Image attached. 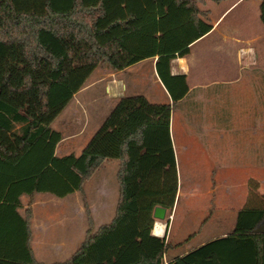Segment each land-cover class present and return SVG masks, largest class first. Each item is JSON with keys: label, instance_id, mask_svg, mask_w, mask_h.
<instances>
[{"label": "trees", "instance_id": "trees-1", "mask_svg": "<svg viewBox=\"0 0 264 264\" xmlns=\"http://www.w3.org/2000/svg\"><path fill=\"white\" fill-rule=\"evenodd\" d=\"M221 2L223 0H213ZM264 25V0H260ZM205 0H0V264H42L30 248L31 209L21 196L65 197L82 191L107 159H118L120 197L113 220L93 232L64 263L163 264L166 238L153 234L156 206L173 208L179 190L171 138L173 105L188 93L172 60L212 29ZM158 57L171 103L122 97L80 155L55 154L53 122L98 67L123 70ZM248 202L234 229L170 264H264V195L249 180Z\"/></svg>", "mask_w": 264, "mask_h": 264}, {"label": "crops", "instance_id": "crops-1", "mask_svg": "<svg viewBox=\"0 0 264 264\" xmlns=\"http://www.w3.org/2000/svg\"><path fill=\"white\" fill-rule=\"evenodd\" d=\"M260 5V0H223L221 2L205 0V4H201L202 9L210 10V20L208 21L213 27L207 34L191 44L189 54L172 60V73L186 74L189 87L186 96L177 103L185 100L195 91H205L215 85L236 83L245 76L248 80H252L258 73L264 78V25L261 21ZM157 58H147L118 71L107 67L96 68L85 85L75 93L71 102L63 110L70 111L66 120V127L71 126L73 132L65 134L62 133L61 129H56L62 133L63 138L57 144L55 154L59 157L71 153L80 155L117 102L124 96L137 95V91L141 89L139 87L142 82L140 76L143 74L141 67L134 69L137 65L150 62L151 75L161 94L158 96L155 89V94L150 92L152 96L149 95V92L142 95H145L153 103L173 104L171 94L157 72ZM174 122V118L172 120L171 116V126L174 125ZM90 124H92L91 131L85 135ZM171 138L176 156L179 149L177 137L171 133ZM69 139H72L73 142L66 143ZM263 147L262 150L264 151ZM257 163L259 165L264 164V154L263 160L261 158L254 159V167ZM102 167H105L104 179L89 186L86 185L93 176L100 172ZM119 167L120 161L118 159H107L84 183L82 191H75L65 197L46 193L53 196L49 199L55 200L56 210L61 211L58 212L61 214V219L57 224L49 221L48 215H51V209L46 210V197L40 196L45 192L21 196L20 214L25 217L26 209H31L29 219L30 248L37 262L42 264L64 263L80 248L89 229L81 230L78 228V221H81V218L88 219V216L84 215L86 210L81 204L82 195H85L84 202L88 203L94 221L95 229L93 227V232L113 220L120 197ZM183 187L184 183L179 177V190L174 207L167 208L164 220L155 218L153 234L165 237L167 242L163 264H170L174 259L185 255L200 245L231 232H225L222 228L192 245L189 244V240L195 233L187 234V236L173 234L172 221L176 218L179 201L183 196ZM222 187V182L216 184V188ZM239 187L240 184L235 188ZM214 193L215 191L211 188L206 192V195H213ZM54 197L57 199H53ZM38 205L42 206L41 209H45L44 212L37 209ZM219 209L223 212L222 206ZM97 219L109 220V222L97 226ZM223 219V216L219 218L221 222ZM65 221H70V223L62 224ZM60 224L62 225L60 226ZM158 224L163 225L161 231L157 230ZM37 253H44L45 259L39 258ZM49 258L57 260L46 262V259Z\"/></svg>", "mask_w": 264, "mask_h": 264}, {"label": "rangeland", "instance_id": "rangeland-1", "mask_svg": "<svg viewBox=\"0 0 264 264\" xmlns=\"http://www.w3.org/2000/svg\"><path fill=\"white\" fill-rule=\"evenodd\" d=\"M138 68L142 69L143 74L140 76L141 89L136 94L149 92L152 96L156 89L158 96H161L151 75L150 62L134 67ZM69 115V110L63 111L52 127L61 129L65 134L73 132L71 126L66 127ZM171 116L175 121L171 133L177 137L179 147L176 154L178 176L184 183L183 196L176 218L172 221L173 234L187 236L195 233L189 240L192 245L219 229L223 228L225 232L233 230L238 210L248 202L250 179L257 181L258 192L264 195V164L257 163L254 167V159L263 160L264 154V78L257 73L252 80L245 76L236 83L195 91L173 106ZM91 128L92 124L85 135ZM72 142V139L66 141ZM104 171L105 167H102L86 185L104 179ZM114 180L117 182L115 177ZM218 182L223 183L222 188H216ZM238 184L240 187L235 188ZM211 188L215 193L207 196L206 192ZM40 196L46 197V210L51 209L49 221L57 224L61 219L58 212L61 211L56 210L55 200L49 199L53 196L46 193ZM84 197L81 196V204L85 208ZM221 206L223 212L219 209ZM41 207L38 205L37 209L44 212L45 209ZM84 215L87 216L86 211ZM222 216L223 222L219 220ZM78 222L79 229L89 228L88 219L81 218ZM104 222L109 220L96 221L97 226ZM37 254L45 259L44 253ZM56 260L49 258L46 262Z\"/></svg>", "mask_w": 264, "mask_h": 264}, {"label": "water", "instance_id": "water-1", "mask_svg": "<svg viewBox=\"0 0 264 264\" xmlns=\"http://www.w3.org/2000/svg\"><path fill=\"white\" fill-rule=\"evenodd\" d=\"M167 208L164 206H156L154 209V218L164 220L166 218ZM253 233L264 232V220L261 221L252 231Z\"/></svg>", "mask_w": 264, "mask_h": 264}, {"label": "bare ground", "instance_id": "bare-ground-1", "mask_svg": "<svg viewBox=\"0 0 264 264\" xmlns=\"http://www.w3.org/2000/svg\"><path fill=\"white\" fill-rule=\"evenodd\" d=\"M165 227V226H164ZM162 228H163V225H161V224H158V231H161L162 230Z\"/></svg>", "mask_w": 264, "mask_h": 264}]
</instances>
